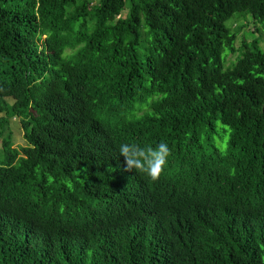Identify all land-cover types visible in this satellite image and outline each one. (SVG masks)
<instances>
[{
  "label": "trees",
  "instance_id": "obj_1",
  "mask_svg": "<svg viewBox=\"0 0 264 264\" xmlns=\"http://www.w3.org/2000/svg\"><path fill=\"white\" fill-rule=\"evenodd\" d=\"M247 17L264 32V0H0V135L26 142L0 146V264H264ZM133 142L168 144L157 182Z\"/></svg>",
  "mask_w": 264,
  "mask_h": 264
},
{
  "label": "clouds",
  "instance_id": "obj_2",
  "mask_svg": "<svg viewBox=\"0 0 264 264\" xmlns=\"http://www.w3.org/2000/svg\"><path fill=\"white\" fill-rule=\"evenodd\" d=\"M23 141L25 147L26 142L24 138ZM118 152L119 157H123L126 171L144 174L152 182H157L163 175L168 158L171 155V150L165 142H160L155 147L151 145L141 146L135 142L121 143Z\"/></svg>",
  "mask_w": 264,
  "mask_h": 264
},
{
  "label": "rangeland",
  "instance_id": "obj_3",
  "mask_svg": "<svg viewBox=\"0 0 264 264\" xmlns=\"http://www.w3.org/2000/svg\"><path fill=\"white\" fill-rule=\"evenodd\" d=\"M98 0H95V2H97ZM124 15V14H122ZM238 15H235L233 18H231L229 21L226 22V27L231 29L232 31H236L235 28L240 27L244 20L241 19H237ZM248 27L247 28H242L237 35V39L235 42V47H239V45L241 44L242 41L244 42H251L254 39H259L260 40V47L262 52L264 53V32L261 31L260 33H253V29H257L259 28V26H257V24H253L252 23V19L250 17H247L246 19ZM259 25L262 27V25L259 23ZM263 28V27H262ZM260 29V28H259ZM68 53V52H67ZM231 57V56H230ZM2 119H5V114H0V123L2 121ZM1 131V129H0ZM11 131L12 134L11 135V143H12V148L14 149H19L21 147H24V141H23V132L22 129L20 127V124L17 120H9L8 124L5 126L2 134L0 135V146L2 143V140L5 138V136L7 135V133Z\"/></svg>",
  "mask_w": 264,
  "mask_h": 264
}]
</instances>
